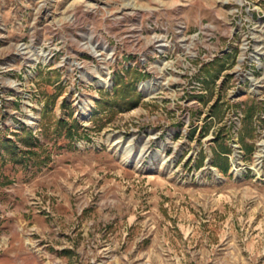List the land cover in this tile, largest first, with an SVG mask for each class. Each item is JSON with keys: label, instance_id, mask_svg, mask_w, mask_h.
Masks as SVG:
<instances>
[{"label": "rangeland", "instance_id": "obj_1", "mask_svg": "<svg viewBox=\"0 0 264 264\" xmlns=\"http://www.w3.org/2000/svg\"><path fill=\"white\" fill-rule=\"evenodd\" d=\"M44 4L0 9V264H264V0Z\"/></svg>", "mask_w": 264, "mask_h": 264}, {"label": "built area", "instance_id": "obj_2", "mask_svg": "<svg viewBox=\"0 0 264 264\" xmlns=\"http://www.w3.org/2000/svg\"><path fill=\"white\" fill-rule=\"evenodd\" d=\"M51 1H54V0H51ZM39 3L42 4L43 1L41 0V2H39ZM170 41L171 40L170 39L168 40L166 35H162V34L161 35H153V37L151 39V43H152L151 46H154L153 49L155 50V52H157L158 58L161 56L167 57V56L173 55V52L175 51L174 49H175L176 45ZM178 41H180V44H179L180 49L182 51H184V53H187L193 47L192 41H194V38L193 37L180 38ZM186 41L189 43H187ZM174 42H175V40H174ZM181 42H183V43H181ZM182 54H183V52H182ZM243 54L244 53L241 52V56L238 57V62L239 61L240 62L236 65L235 75L239 76V77H241L243 74V72L241 71L244 68V62H242L243 61ZM141 55H142L141 62L142 61L144 62L146 57L144 58V55L143 54H141ZM178 58L179 57H176L175 59L179 60ZM170 62H172V64L169 66L171 68L170 70H164V71L161 70V68H163L166 63H170ZM170 62L169 61L163 62L160 67L159 66H157L158 68L156 67L157 69H159V73H161L163 75L165 73L169 74V75H167V74L165 75L164 80L160 81V83H159V79L152 78V80L150 82H140L138 85L139 90L142 91L143 93L146 92V95L153 97L154 95H152V94L153 93L156 94V91L154 88H157V87L158 88L160 87V88H165V89H171V90L178 89L179 83L181 82V81H179V79H180L179 77H181L184 74H181L183 72L180 73L179 70L175 68V65H174L175 61H170ZM176 63H177V61H176ZM190 75H192V76H190ZM193 76H195V75L192 71L188 73V79L192 80ZM247 79L249 80V82H248L249 90L252 92H257L259 84L257 82V78H256L255 74L252 73V75L249 76ZM189 86H190V88H192V90H194V91L196 90L195 92L198 94H203L204 92H206V90L204 88H202L203 87L202 84L195 79H193L191 81V85H189ZM237 88L238 87L233 86L232 90L237 89ZM151 89L153 92H149ZM262 148L263 147H261L260 149L262 150ZM260 153H261V151H260ZM261 157H262V154H261V156H259V154L257 155V162H258L257 168H258V166H259V168H261V166H262V165H260L261 161H262Z\"/></svg>", "mask_w": 264, "mask_h": 264}, {"label": "crops", "instance_id": "obj_3", "mask_svg": "<svg viewBox=\"0 0 264 264\" xmlns=\"http://www.w3.org/2000/svg\"><path fill=\"white\" fill-rule=\"evenodd\" d=\"M42 1H43L42 4H44V3L49 2L51 0H42ZM39 2H41V0H0V9L5 6V8L11 10L13 13L10 16L11 19H13L14 17L16 19L17 18V12H18L19 8H24L26 6L34 7L36 4H37L36 7H41L42 4Z\"/></svg>", "mask_w": 264, "mask_h": 264}, {"label": "bare ground", "instance_id": "obj_4", "mask_svg": "<svg viewBox=\"0 0 264 264\" xmlns=\"http://www.w3.org/2000/svg\"><path fill=\"white\" fill-rule=\"evenodd\" d=\"M172 64V62H170V63H166L165 64V66L163 67V68H161V70H170L171 68L169 67L170 65ZM169 75L168 73H165V75ZM172 80V79H171ZM260 145H262V150L264 149V139L261 141V143H260ZM262 150H260L261 152H263ZM259 156H261V153H259ZM258 162H256V164H257ZM258 170V172H259V169H257Z\"/></svg>", "mask_w": 264, "mask_h": 264}, {"label": "trees", "instance_id": "obj_5", "mask_svg": "<svg viewBox=\"0 0 264 264\" xmlns=\"http://www.w3.org/2000/svg\"><path fill=\"white\" fill-rule=\"evenodd\" d=\"M136 95H137L136 99H133V98L129 99V101L126 103V108H131L138 102V94Z\"/></svg>", "mask_w": 264, "mask_h": 264}]
</instances>
